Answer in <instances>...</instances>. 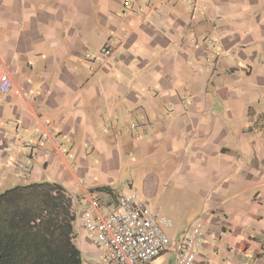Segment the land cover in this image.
<instances>
[{"label": "crops", "instance_id": "0c3cea01", "mask_svg": "<svg viewBox=\"0 0 264 264\" xmlns=\"http://www.w3.org/2000/svg\"><path fill=\"white\" fill-rule=\"evenodd\" d=\"M0 60V191L55 182L78 214L133 190L158 213L172 185L188 223L165 232L201 219L199 263L264 264V0H0Z\"/></svg>", "mask_w": 264, "mask_h": 264}, {"label": "built area", "instance_id": "2783aa9c", "mask_svg": "<svg viewBox=\"0 0 264 264\" xmlns=\"http://www.w3.org/2000/svg\"><path fill=\"white\" fill-rule=\"evenodd\" d=\"M194 7L195 0H187ZM196 9H192L194 14ZM207 44H212L209 40ZM96 59L86 55L93 69H100L112 57L109 44L103 45ZM14 86L10 73L0 60V93L7 94ZM22 168L21 172L25 173ZM114 203L104 206L96 196H88L78 209L80 226L100 250V264H152L162 251L176 254L175 264H202L198 257L202 249L203 221L195 219L178 238H171L165 228L169 218L151 210L133 190L116 194Z\"/></svg>", "mask_w": 264, "mask_h": 264}, {"label": "trees", "instance_id": "16d2710c", "mask_svg": "<svg viewBox=\"0 0 264 264\" xmlns=\"http://www.w3.org/2000/svg\"><path fill=\"white\" fill-rule=\"evenodd\" d=\"M73 198L55 182L0 191V264H82Z\"/></svg>", "mask_w": 264, "mask_h": 264}, {"label": "rangeland", "instance_id": "374dc122", "mask_svg": "<svg viewBox=\"0 0 264 264\" xmlns=\"http://www.w3.org/2000/svg\"><path fill=\"white\" fill-rule=\"evenodd\" d=\"M172 185H170L168 187V189L166 190L164 196H160V209L158 210L159 215H164L166 217L171 218V220L173 221V224H175L174 226H176L177 224H181V222H185L184 224H187L188 222L186 221V218L183 219V221H181L182 216L185 214H177L176 211L177 209L179 210L182 206V202L183 199L181 198H170L171 197V193H172ZM159 200V199H158ZM182 211V209H180ZM188 220V219H187ZM191 220V219H190ZM190 222V221H189ZM166 232L168 233V235L170 234L169 230H166ZM83 235V234H81ZM173 255L171 252H168L166 254L161 255L159 258H157L154 261V264H171L173 262ZM153 264V263H152Z\"/></svg>", "mask_w": 264, "mask_h": 264}]
</instances>
